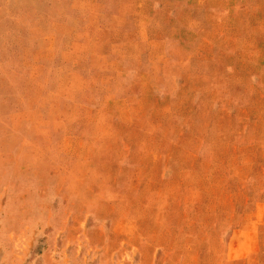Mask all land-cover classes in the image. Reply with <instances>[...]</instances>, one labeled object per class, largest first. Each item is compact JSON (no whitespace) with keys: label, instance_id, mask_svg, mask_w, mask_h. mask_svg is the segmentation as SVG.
<instances>
[{"label":"rangeland","instance_id":"374dc122","mask_svg":"<svg viewBox=\"0 0 264 264\" xmlns=\"http://www.w3.org/2000/svg\"><path fill=\"white\" fill-rule=\"evenodd\" d=\"M0 264H264V0H0Z\"/></svg>","mask_w":264,"mask_h":264}]
</instances>
